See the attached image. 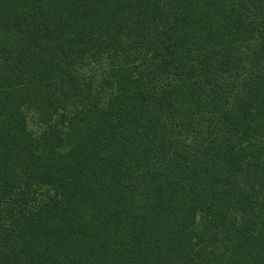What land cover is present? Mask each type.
I'll return each instance as SVG.
<instances>
[{
	"label": "trees",
	"instance_id": "16d2710c",
	"mask_svg": "<svg viewBox=\"0 0 264 264\" xmlns=\"http://www.w3.org/2000/svg\"><path fill=\"white\" fill-rule=\"evenodd\" d=\"M0 264H264V0H0Z\"/></svg>",
	"mask_w": 264,
	"mask_h": 264
}]
</instances>
